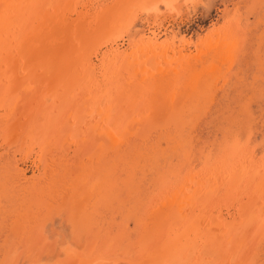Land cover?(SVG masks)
I'll use <instances>...</instances> for the list:
<instances>
[{"label":"rangeland","instance_id":"obj_1","mask_svg":"<svg viewBox=\"0 0 264 264\" xmlns=\"http://www.w3.org/2000/svg\"><path fill=\"white\" fill-rule=\"evenodd\" d=\"M56 1L58 2V0ZM176 1L164 0L159 4L158 9L152 11V13H144L142 10H138L137 19L131 29L125 30L122 37L115 38L113 43L105 46L99 60L95 58L94 61L95 64L97 63L96 71L101 72V60L107 56L106 58L109 62L112 61L111 65L113 66L111 69L114 75L111 76L119 78L117 75L119 70L117 69L120 68L122 63L120 61L125 56L135 59L144 56L151 58L154 55H159L165 58L166 63H169V61L175 60L184 51L191 56L203 52L201 62L206 63L208 61L209 64L206 63L205 67L214 66V69H216L214 71L212 68V73H210L211 79L215 80V82L212 81L213 79L209 80V90L212 92H205L198 99L200 96L196 94L198 87L196 85H187L171 89L169 96L168 93L165 95L166 97L164 96V100L166 99L165 105L167 106L171 103L168 106V110L176 108L178 105V107L182 106L185 112V116L177 120V123L181 122L178 127H175L176 121L173 120L174 122L169 126L171 129L166 128L167 130H165L163 127L165 131H158V129L163 128H160L159 125L156 126L153 114L149 113L147 109L138 107L134 100L126 99V97L123 99V94H119L118 97L117 95L112 96L114 89L113 85L108 84V82L112 81L109 77H107V83L102 76L94 84L81 80V87L87 89L85 90L88 92L86 98L88 101L90 100L89 105L91 107L93 105L95 107L98 102L103 101V95L106 94L111 95L109 99L112 105L116 104L114 106L116 113L114 112L115 114L113 113L112 116L110 115L112 109L109 106L103 109L104 113H106L105 116L100 115L94 119V114H91L97 124L102 119H108L104 120L103 131L101 130L103 137L106 136L108 141H112L116 137L118 142L112 141L111 146L116 147L117 145V147H120L119 152L121 155L118 158H122V161L117 159L114 162L112 159V162L109 163L106 162V158L103 161L99 158L103 153L105 154L104 156L110 154L106 152L110 144L104 149L98 148L92 151L90 147H87V151L84 153L74 145L75 143L70 148L64 143L59 145L58 134L64 129L63 126L66 127L71 122L67 115H64V119L60 117L61 114H58L57 117L55 116L58 113L56 108L57 99L52 94L61 90V87L58 86L53 93H49L47 90L48 92L45 95H43L44 90L38 94L36 93L37 90L34 89L30 98L36 99L39 103L38 105L27 106L32 99L24 98L21 103L16 104L19 101V97L16 94H18V91L21 93L22 89L24 90V84L18 83L15 86L16 83H13V85L10 83L9 85L11 86H4L7 90L6 92L10 90L13 95L10 97L5 96L6 98L0 95V264H138L135 253L138 249L135 250V248L139 247V241L143 240L147 231L150 233L147 235L149 236V241L153 238L151 231L155 229L153 228L154 221H157L155 223L157 226L155 234H161L164 242L172 240V237H182L183 233H186L184 231H188L193 225L195 229L203 230L201 231L203 233L211 227L210 222H203L202 216L204 212L208 215L211 212V215L218 216L223 209L228 222L232 221L230 218L232 215L237 216L235 213H237L236 204L238 203H235V200L237 202V195L245 192L246 183L241 181L244 175L243 171L246 172L245 176H247L248 181L252 179L257 184L262 182L260 177L264 173V0H201L198 5H194L188 0ZM75 2L76 9H78H75L77 12L82 9L86 13V18L93 19L95 15L93 13L99 8H110L117 0H59L62 5L65 4L64 7L68 3L74 4ZM140 3L136 1L137 5ZM137 5H132L131 7H137ZM29 13L27 12L26 14L25 22L18 23L14 21L10 25L6 20H3L4 18L0 20V22H3L0 23V27H2L0 32H3L4 35H9L11 31L13 32L10 34V39L6 40H16L17 43L20 41L24 42L31 34V31L35 30L36 26V29H38L39 23ZM23 27H27L23 30L25 34L22 32ZM9 28H12V30ZM18 32H22L20 38L17 37ZM66 43L68 44L64 46V52L68 48L74 50L73 45L76 47L75 45L78 44L73 39H69ZM53 53L54 55L57 54L55 51ZM53 53L49 52L47 57L49 58V54L53 55ZM47 61L49 60L46 58ZM147 61L149 60H143L144 63ZM24 63L16 69L15 74L18 77L29 71L28 69L34 70L36 74H40L39 70L42 71L44 69L43 66H37L33 60H28ZM156 64L149 65L148 68L151 67L150 69L152 70V68L157 67ZM140 67L144 66L137 68ZM144 68H140V70H144ZM151 70L148 69L147 71ZM83 77L86 76L84 75ZM188 86L192 87L189 88ZM183 87L187 89L185 90ZM32 88L30 87L27 92L24 90L22 94L27 95ZM46 88L49 89L48 87ZM17 89L16 93L15 90ZM110 91L112 92L110 93ZM61 97L64 96H60V99ZM118 100L122 103L118 102ZM152 102L159 104L157 99H154V101L152 99ZM87 105H84V107L91 112ZM25 107L26 109H24ZM36 107L37 110H35ZM138 109L140 111H137ZM157 109L159 110L153 111L152 109L151 111L158 114L163 108L158 107ZM14 110L19 112V116H21L20 114L24 116L22 117V122H20L23 123V127L18 126L21 132H19V135H13L16 138L12 137V139L10 138L12 135L9 136L3 122L8 117H13L11 112ZM141 110L147 111L146 114H150L152 117L148 115L146 119L140 117L141 114L144 115ZM189 111L191 114H188ZM86 114L87 112L85 111L82 118L91 116V114L90 116ZM112 119L114 120L112 121ZM163 120L166 121L165 118ZM156 130L160 135L155 134ZM48 132L51 134H47ZM126 133L131 140L134 139L132 140L134 145L129 143L128 137L124 140V136H127ZM151 133L155 134L153 138H162V144L155 143L154 147L152 146V149L155 148L156 154L142 147V140H147H145V144L151 143L149 139ZM171 134L180 136L178 143L174 144V148L179 147L176 151L171 149L172 145L170 142L173 141ZM48 137L49 139H47ZM103 137H101V140ZM97 138L95 136L96 140ZM127 145L135 148H132V151L134 150L136 155H125L123 148H126ZM72 146L77 147L76 156L77 154L80 156L78 157L79 160L73 157L74 150ZM180 148L182 149L180 150ZM65 150L73 153L66 154ZM160 152H167V157H161ZM175 152L179 153L175 155ZM67 156V159L64 158ZM73 164L81 167L80 171H78L81 173H78V176L72 175L75 172ZM110 166L112 168H109ZM61 168H66V170L69 168L70 171L60 173ZM154 168H157V170ZM18 170L24 171L25 178L32 179L35 185L25 184L21 180L18 181ZM108 170L110 171L109 174L113 173V176L111 175V178L114 179L112 183L105 176L108 175ZM65 174L68 177L66 179L71 188L64 191L62 186L65 179L63 180L61 176ZM129 174L132 175L131 179ZM150 176L152 179L149 178ZM159 182L161 183L159 184ZM84 183L86 190L84 189ZM234 183H236V186H234ZM202 187H205L204 190H202ZM99 188L101 189L99 190ZM193 188L198 189V191L193 190ZM175 189L177 193H175ZM235 189L239 190L236 191ZM191 190L195 192H191ZM221 191L222 193L225 192V195ZM139 193L141 194L138 195ZM252 193L253 190H250L249 197L252 196ZM64 194L65 196H63ZM227 195L228 197L224 198ZM163 198L164 200L166 199L165 202L162 201ZM231 198L235 199L232 201L230 200ZM192 199H196V203H193ZM179 200L181 201L179 202ZM166 202L169 208L172 207L167 218L170 221V218L173 217L177 226L172 225L162 231L157 224H161L164 219L162 217L159 220V217L154 215L161 210L160 206L162 204L164 206ZM190 204L194 205L195 207H193L197 208V211L199 210L198 213L193 208L191 209L192 213L191 211H189L190 213L187 212L189 210L187 206ZM254 208L251 207V213L244 218L246 219L245 226H248L247 228L251 226V229H245L243 222H238L233 224V233H229L230 236L233 235L236 238V227H240L242 231H239V228L236 231H238L239 235L242 232L240 236L244 237L242 239L238 236L242 241L238 239L239 241L231 243L234 250L239 246L241 247L237 262L228 261V258L222 252L221 260L219 261L221 263L218 264H264V215H262L263 220L261 217L259 218V215L253 217L258 212ZM186 213L188 215H185ZM255 225L257 226L255 227ZM211 229L214 230V228ZM144 230L145 232H143ZM171 233H176V236H171L173 235ZM198 241L200 243L201 239ZM150 244L154 246L156 243ZM234 245H236L235 248ZM237 245L239 246L237 247ZM192 253L191 251L188 252L189 256L193 257ZM192 257L187 259V261L191 262V264H194V262L200 264L199 256H196V260L192 259ZM192 260L195 261L192 262ZM201 264L206 263L203 262Z\"/></svg>","mask_w":264,"mask_h":264},{"label":"bare ground","instance_id":"obj_2","mask_svg":"<svg viewBox=\"0 0 264 264\" xmlns=\"http://www.w3.org/2000/svg\"><path fill=\"white\" fill-rule=\"evenodd\" d=\"M136 1L137 2H141V3L139 5H137L136 4ZM162 1H164V0H117V2L114 5H112L110 8H107V9L99 8L96 12L93 13V14H95L94 15V18L93 19L92 18L91 19H88V18L85 17V14L86 13H84V10L81 9L78 12L76 11V10H78V9H76V7H77L76 6V2L74 4L73 3L72 4L71 3L70 4L68 3L64 7L65 4L62 5L61 3H59V0H58V2L56 0H0V20H2L4 18L3 20L4 21L6 20V22L8 24H10V25L14 21L15 22H18V23L19 22H22V21L25 22V19L27 18L26 17V14H27V12H30L29 15H32L33 17H35L37 23H39L38 24V29H36L37 28V26H36L35 30L33 32L31 31V34L29 35V37H27L26 40H24V42H21L20 41L21 43L20 42L17 43L16 40H6L8 38L10 39V34L13 33L11 31L12 28H9V29H11L10 30L11 32L9 33V35H4L3 32H0V95L3 96V97H5V96L6 97L7 96L8 97L12 96L13 94L10 92V90H8V92H6L7 90H6V88L4 86L5 85H9L10 83H11V85H13V83H16L15 86H17L18 83H21V84H24L23 86H24L25 92H27L30 87H33V88L31 89V91L27 95H23L22 94L24 92L23 89H22V92L21 93H19L18 89L15 90L16 93L18 91V94H16V95H18L17 97H19V101H17L16 104L18 105V103L19 102L21 103L23 101V99L25 98V99H28V100L29 99L30 100L32 99V101H29L31 104L29 103L27 106H33V105H38V103H39L36 99L30 98V96L32 97V94L34 92V89L37 90L36 93H38V94L40 93V91L44 90L43 95H45V94H47L48 91H49V93H53L58 88V86L61 87L62 88L61 90H58V91H56V92H54L52 94V95H55L54 97H55V99H57L56 100V108H57V112L58 113L55 116L57 117L58 114H61L60 117L63 118L64 115H67V117H69V119H70L71 122H70V124H68L69 123L68 122L67 123L68 125L66 127L63 126L64 129L58 134L57 139L59 141V145H61V143H64L67 146H69V148H70L71 145L75 143L74 145L77 146L78 149H81V151H83V153H84V152L87 151V147H90L91 148V151H92V150L98 149V148L99 149L100 148L104 149L105 147H108V144H110V146L107 148V151H106L107 153H110V154L107 155V156H104L105 154L103 153V154L100 155L101 157L99 156V158L102 159V161H103V159L105 160V158H106V162H109V163L112 162V159L114 160V162L117 159L120 160V161H122V158H118L121 155V153L119 152L120 147H117V145H116V147H112L111 146V142L112 141H114L116 143V141H117L116 140V137L114 136L115 139H113L112 141H108V138L106 136L103 137L104 135L102 133V131H103L102 130V127L104 126L105 121L108 120V119L105 118L104 119L105 121L102 119L101 120L102 122L101 121H98V122H100L99 124H97L94 121L95 117L97 118L100 115H103V116L106 115V113H104V110H103L104 107H108V106L111 107V109H112V111L110 113L111 116H112V114L114 112L116 113V110H115V107H114L116 104L114 103L112 105V103L110 102L111 100L109 99V98H111V95H107L106 94V95H103V97H104L103 101L100 99L101 102H98V104H96L95 107H94V105L91 107L89 105L90 100L88 101L87 98H86V96H87L86 94H88V92L85 91V90H87V89H84V88L81 87V85H82L81 83H82L83 80L88 81L89 84L90 83H93L94 84V82H96L97 80H99V78L102 76L103 79H104V81L107 83V81H108L107 80V77H109L112 81L108 82V84L113 85V89H114V90L112 89L113 90L112 96H116L117 95V97H118L119 94H123V99L126 97V99L128 98V99L134 100V102L138 105V107L140 106L141 109H147L149 111V113L153 114V118H154L155 124H157L156 126L159 125L160 128H163L164 127L165 130H167L166 128H170L169 126H171V124L174 122L173 120L176 121L175 127H178L181 122L180 123H177V120L178 119H181L183 116H185V112H184L182 106L178 107L177 103H176L177 107L176 108L174 107V108H172L170 110H168L169 109L168 106L171 103L169 105H167V106L165 105L166 104V102H165L166 99L164 100V96L167 95V93H168V96H169V91L171 89L173 90V89H177L178 87L187 86V85H192V86L193 85H196L198 87L196 89V90H198L196 94L197 95H200L198 97V99H200L201 96L205 92L207 93L208 91H210L209 90L210 89V84H209L210 81L209 80L211 79L210 73H212V68L214 69V66L205 67V64L206 63L209 64L208 61L206 63H202L201 62V59L203 58V57H201L203 55V52H199L198 55L191 56V55L187 54L184 51L175 60L173 59V61H169V63H166L165 58L163 56H159V55H154L151 58H146L145 56H144L145 58L138 56L139 58H135V59H133L131 57H126L125 56L124 59L120 61V62H122L121 63L122 65L120 64V68L117 69L119 71L115 70V71H117V75H118L119 78H115V77L111 76V75H114L112 73L113 71L111 69L113 67L111 65V62L112 61L109 62L108 59L106 58L107 57L106 56L105 58L102 57L103 59L101 60V63H102L101 66H100L101 72L96 71L97 70L96 69V64L97 63L95 64V61H94L95 58H97L99 60L100 56L103 53V48L105 46H108L110 43H113L115 41V38L122 37L125 30L131 29L133 23L137 19L138 10H142V12H144V13H149V12L152 13V11H154V10L156 11L158 9V6H159V4ZM167 1H170V0H167ZM188 1L190 3H192V4H194V5H198L201 0H188ZM132 5H137V7L136 6L131 7ZM46 10H48V11H46ZM75 13H77V14H75ZM74 16H76V17H74ZM29 19H31V18L29 17ZM102 20H103V22H102ZM29 21H31V20H29ZM0 23H3V22H0ZM2 26H3V24H2ZM24 26H25V24H24ZM0 28H2V27H0ZM4 28H3V30H4ZM26 28L23 27V29H22L23 34H25L23 30L26 29ZM31 28L33 29V27H31ZM22 32H20V33L18 32L19 33V34H17V37L18 38H20ZM77 38H79V39H77ZM69 39H71V40L73 39L74 42L77 41L78 44L76 43L77 45H75L76 47H74V45L71 43L73 45V48H74L75 51L72 50V48H70V49L68 48V50L66 52H64L65 51V49H64L65 47L64 46H66L68 44L66 42H68ZM54 51L57 52V54L54 55V53H53ZM49 52L50 53L52 52L53 55H50L49 54L50 57L48 58L47 55H48ZM206 56H207V54H206ZM46 58L49 61L46 62ZM144 59H147V60H149L151 62L147 61V62L144 63L143 62ZM198 59L200 60V62H199L200 64L198 63V61H199ZM28 60H33L34 62H36L37 66H43L44 69L42 68L43 69L42 71L39 70L40 74L37 73V74L40 75V77H39V75H37L34 72V70H31V69H28L29 71H26V73H24L25 74V78H24V74L20 75L19 77H18L17 74H15L17 67L18 66L19 67L22 66V64L25 61H28ZM170 62H171V64H170ZM203 62H204V60H203ZM154 63H157L156 64L157 65L156 68H152V70L150 69L151 67L148 68L149 65H152ZM48 66H50V67L48 68ZM139 66H144V67L148 68L151 71H147L148 69H146L144 67H140V68H144V70L143 69L140 70V68H137ZM35 70H36V68H35ZM215 70L216 69H214V71ZM18 72L20 73V71H18ZM134 72H135V74H133ZM22 73H23V70H22ZM84 75L86 77H83ZM11 76H12V78H10ZM212 81L215 82L214 79ZM98 82H97V84H98ZM11 85H9V86H11ZM101 85H103V84H101ZM192 86H190V87H192ZM211 86H212V84H211ZM46 87H48L49 89H47ZM98 88H99V86H98ZM90 89H92V88H90ZM184 89L186 90L187 88H184ZM111 92L112 91H110V93ZM183 92H185V91L183 90ZM210 92H212V91H210ZM172 94H174V93H172ZM52 95H51V97H52ZM59 95L60 96H64V97H61V99H60V96ZM97 95H99V94L97 93ZM132 95H133V97H132ZM97 97H99V96H97ZM100 97H101V95H100ZM185 97H186V94H185ZM38 98H39V95H38ZM152 99H153V101H154V99H157L159 104H155V102H152ZM161 101H164V102H161ZM118 102H120V101L118 100ZM120 103H122V102H120ZM84 105H87V107L89 106V110H91V112H89L88 110H86V108L84 107ZM134 106H136V105H134ZM19 107H18V109H19ZM158 107L161 108V109L163 108L160 112H158V114H155L154 112L151 111L152 109H153V111L154 110H156V111L159 110V109H157ZM24 109H26V107ZM117 109H118V107H117ZM35 110H37V107H36ZM85 111L87 112L86 115H88V116H90L91 113L94 114L93 115L94 116V119L92 118V114H91V116L89 118H82V115H83V113ZM137 111H140V109H138ZM141 111L143 112V114L145 116L141 114L140 117H143L144 119H146V117H148V116L149 117L150 116L152 117V115L146 114L147 111H145V110H141ZM18 113L19 112H16L14 110L13 112H11V114L13 115V117H11V118L8 117L3 122L4 123V126H6V128L8 130L9 136L12 135L10 138H12V137L14 138L15 136H13V135H15V134H18L19 135V132H21V131H19V127L18 126L23 127V125H22L23 123H20V122H22L21 120H22V117L24 115L22 116V114H20L21 116H19ZM188 114H191L190 111H189ZM117 115H119V114H117ZM126 115L128 116V114H126ZM131 115H132V113H131ZM19 117H21V119H19ZM113 118H114V116H113ZM164 118L166 119V121L163 120ZM1 119H3V118H1ZM63 119H61V120H63ZM114 119H112V121ZM182 123H184V122H182ZM36 125H37V123H36ZM98 125H100V126H98ZM27 127H29V126H27ZM55 128H57V127L55 126ZM164 128L163 129H158V131H160V132L161 131H165ZM179 129H178V132H179ZM43 130H44V128H43ZM47 134H51V133L48 132ZM155 134L156 135L159 134V133H157V130H156V133ZM155 134H152L151 133V135L149 137L151 143L148 142V144H145L147 140L146 139H145L146 141L145 140H142V147L144 149H149V150H151L152 153H155L156 154V151L154 150L155 148L152 149V146L155 145V143L156 144L157 143L160 144L161 141H162V138L161 137L153 138V137H155ZM167 134H169V133L167 132ZM20 135H21V133H20ZM126 135H127V133H126ZM177 135L171 134L172 139H173V141L170 142L171 145H172V148L171 149L172 150H175V151L179 149V147L178 148H174L175 147L174 144H177L178 141L180 140V136L178 135V137H179L178 138ZM95 136H96V138L98 137L97 140H99V141L101 140V137H103V139L99 142V141H97L95 139ZM126 137H128V135L127 136H124V140H125ZM138 137H139V135H138ZM40 138H43V137H40ZM109 138H111V137H109ZM47 139H49V137ZM47 139H45V140H47ZM124 140H122V141H124ZM129 140H130L129 143L130 144L132 143L134 145V143L132 142V140H134V139L131 140V138H129ZM121 143H123V142H121ZM75 146H72V148L74 150V153L73 152H70V151H66V150H65V152H66V154L67 153L68 154L69 153L70 154L73 153L72 154L73 157L78 159V157H80V156L78 154L76 156V153H77V150L76 149H77V147H75ZM90 148H89V150H90ZM132 148H134V147L129 146V145H127L126 148L125 147L123 148V150H124L123 152L125 153L126 156L127 155H136V152H134V150L132 151ZM136 148L138 149V147H136ZM181 149L182 148H180V150ZM140 150H142V149H140ZM95 151H97V150H95ZM166 153L167 152L161 153L160 154L161 157H163V156L167 157L166 156L167 155ZM178 153L179 152H175V155L178 154ZM68 156L67 157H64V158L67 159ZM93 157H95V156H93ZM145 159H146V157H145ZM157 159H159V157H157ZM68 160H69V162H71L70 159H68ZM39 161H40V159H39ZM82 163H84V162H82ZM156 163H158V162H156ZM15 164H16V162H15ZM55 164H56V162H55ZM64 164H66V163H64ZM85 165H87V164L85 163ZM113 165H111V166H113ZM34 166H35V164H34ZM101 166H103V165H101ZM111 166L109 168H112ZM73 167H74L73 170H75V172H73L72 175H74V176L77 175L78 176V173H81V172H78V171H80V168L81 167H79L77 165H74ZM18 169H20V168H18ZM67 169L68 170H66V168L65 169L63 168L60 173H66L67 171L69 172L70 169L69 168H67ZM125 169H126V167H125ZM154 169L157 170V168H154ZM101 170H103V169H101ZM144 171L146 172V170H144ZM109 172L110 171L108 170V173L107 174L109 176L108 175H105V176L107 178H109V180L112 183V180H114V179L111 178V175L113 176V173L109 174ZM111 172H113V171H111ZM18 173H19V174H17V176L19 177V178L17 177L18 181L21 180L25 184L35 185V183L32 181V179L25 178V172L24 171H19L18 170ZM179 174H181V173H179ZM243 174H244L243 175V179L241 181L246 183L245 184V192H243V194H241V195H237L238 196V201L236 202V200H235V203H238V204H236L237 210L235 209L236 212H237L235 214L237 216H233L231 214L232 215L230 217L232 219L231 222H228L227 221L226 215L224 214V210L223 209H222V213L220 215H218V216L217 215L216 216H213V214L211 215V212H210V215L205 214V212H204V214L202 216L203 217L202 218L203 219V222H205V223L206 222H210L211 223V227H209L208 230H206V231H204L202 233L201 231H203V230L200 229L201 231H199V230L195 229V226L193 225L192 227H190L188 229V231H184L186 233L185 234L183 233V236L182 237L181 236L175 237L176 236L175 235L176 233L173 234L174 233V231H173V233H171L173 235H171V236H174L175 238L172 237V240H167L166 242H164L162 240L163 239L162 238L163 236H161V234H155V231L157 230V226H156L155 223L157 221H154L155 223H153L154 225L153 224L152 225H153V228H155V229L152 230V231L150 230L151 233H152L153 238H151V240L149 241V236H147V235H149L150 233L147 231V233H145L146 235L144 236L143 240L139 241L140 242L139 243V247L138 248H135V250L138 249L137 252H135L136 253V256H137V262H138V264H191V262H188L187 261V259H191L190 257H192V256H189L190 253L188 254V252H190V251L193 252L192 253L193 254L192 259H195L196 260V256H199L200 264L203 263V262L206 263V264H218V263H221L219 261L221 260L220 257H221L222 252L228 258V259L226 258L228 261L231 260V261H234L236 263L237 262V259L239 257L238 253H240V251H241L240 250L241 247L239 245H237V247L238 246L239 247L236 250H234L233 249V246H231L232 245L231 243L232 242H235V241H239L238 239H240V238L238 236H240L242 234V232L239 235L238 234V231H236V230H239L240 227H236L235 232H237V236L236 235L235 236H236L237 239L235 237H233V235L230 236L229 233H233L232 232L233 224H237L238 222H241V223L243 222L242 224L245 227V229L250 230L251 229V226H249V228H247L248 226H245V224H246V221L245 220L246 219H244V218L247 215L249 216V213H251L250 212L251 207H255L254 209H256L258 211L256 214L253 215V217H257V215H259V218L261 217V219L263 220L262 215H264L263 214L264 213V173H262V176L260 177L261 180H262V182H259V184H257V182L253 181L252 179H250V181H248L247 176H245L246 172L243 171ZM99 175H101V173H99ZM156 175H158V174H156ZM131 176L132 175H130V177H129L130 179L132 178ZM61 177L63 178V180L65 179L63 181L64 184L62 183L63 184L62 188L64 189V191L70 189L71 187H70L69 182H67L68 181L67 180L68 177L66 176V174L63 175V176H61ZM58 178H57V180H58ZM149 178H151V176ZM130 179H128V180H130ZM158 179H160V178H158ZM182 179H184V178H182ZM106 180H108V179H106ZM126 182H127V180H126ZM113 183H114V181H113ZM160 183L161 182H159V184ZM239 183H240V181H239ZM239 183H238V185H239ZM25 184H23V185H25ZM232 184H233V182L231 183V186H232ZM114 185H116V184H114ZM162 185H164V184H162ZM122 186H123V184H122ZM234 186H236V183H234ZM24 188H26V187H24ZM35 188H36V186H35ZM204 188L202 187V190H204ZM84 189H85V183H84ZM100 189L101 188H99V190ZM194 189L195 188H193V190ZM28 190H30V189H28ZM91 190H94V189H91ZM149 190H150V188H149ZM193 190H191V192L198 191V189H195V191H193ZM235 190L237 191L239 189H235ZM250 190H253L254 195L252 193L251 194L252 196L249 197V191ZM35 191H37V190H35ZM225 192L222 193V191H221V193L224 194V195H225ZM63 193H65V192H63ZM173 193H174V191H173ZM175 193H177L176 192V189H175ZM232 193H233V191H232ZM140 194L141 193H139L138 195H140ZM162 194H163V192H162ZM56 195H60V194H56ZM63 196H65V194ZM69 196H70V194H69ZM88 196L89 195H88V192H87V197ZM148 196H150V195H148ZM166 196H168V195H166ZM213 196H212V199H213ZM216 196H217V194H216ZM163 197H165V196H163ZM227 197H228V195L226 197H224V198H227ZM231 197H232V195H231ZM245 197H247L248 200H246L247 198H245ZM26 198H27V195H26ZM155 198H156V195H155ZM50 199H53V198H50ZM88 199H89V197H88ZM177 199H179V198H177ZM234 199L231 198L230 200L233 201ZM80 200H82V199H80ZM173 200L175 201V199H173ZM190 200H191V197H190ZM195 200L196 199H192L193 203H196ZM226 200H228V199H226ZM230 200H228V201H230ZM162 201L165 202L166 199L164 200V198H163ZM180 201L181 200H179V202ZM212 202H216V201H212ZM81 203H79V204L82 205ZM133 204H135V203H133ZM167 205H168L167 202L165 203L164 206L162 204V206H160L161 210L159 212L157 211L156 212L157 214L154 215L156 217H159V220H161L162 217H163L164 220H162V223L161 224L160 223L157 224V225H159L158 228L160 230H162V231L165 230L167 227H170L172 225L177 226L176 221L173 220V217L170 218V221L167 218L169 216L170 210H172L171 209L172 207L169 208ZM193 206H192V204H190L189 206H187V207H189V210L186 209L188 213H190L189 211H191V213H192V210H191L192 208L195 209L194 208L195 206L194 207ZM219 207H221V206H219ZM212 208H213V206H212ZM148 209H149V207H148ZM157 209H159V207H157ZM78 210H80V209H78ZM195 210L197 211V208ZM232 210H234V209H232ZM198 211H197V213H198ZM231 213H232V211H231ZM185 215H188V214L186 213ZM18 216H20V215H18ZM151 222H153V221H151ZM248 222H249V217H248ZM150 223H148V224H150ZM182 224H183V222H182ZM198 226H200V225H198ZM256 226L257 225H255V227ZM211 228H214V230H216V231H214ZM179 230L181 231V229H179ZM239 231H242V230L240 229ZM143 232H145V230ZM165 232H167V231H165ZM196 232H198V234H196ZM164 233H162V234H164ZM199 239H201V242L200 243H198L199 242L198 241ZM242 239H244V237ZM240 241H242V240L240 239ZM150 243H152V245L154 243H156V244L154 246H151ZM235 246L236 245H234V248H235ZM229 250H231V251L229 252ZM195 251H197V252L195 253ZM195 260H192V262L195 261ZM222 262H223V260H222ZM194 264H199V263H195L194 262Z\"/></svg>","mask_w":264,"mask_h":264}]
</instances>
